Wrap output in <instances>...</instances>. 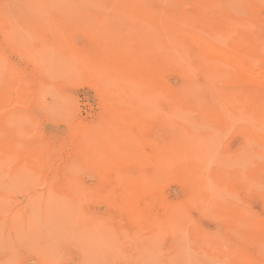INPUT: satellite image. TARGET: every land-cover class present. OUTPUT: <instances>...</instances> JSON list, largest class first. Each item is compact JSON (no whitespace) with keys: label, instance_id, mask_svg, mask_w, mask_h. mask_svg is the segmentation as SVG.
Here are the masks:
<instances>
[{"label":"bare ground","instance_id":"6f19581e","mask_svg":"<svg viewBox=\"0 0 264 264\" xmlns=\"http://www.w3.org/2000/svg\"><path fill=\"white\" fill-rule=\"evenodd\" d=\"M10 1V0H9ZM13 1V0H12ZM22 1V0H21ZM32 0H30L31 2ZM39 1V0H38ZM46 1V0H45ZM55 1V0H54ZM61 1V0H60ZM65 1V0H64ZM72 0L68 1L67 0V3H65L64 5H66V7H70V5L68 6L69 2H71ZM88 1V0H87ZM85 0H83V3L87 2ZM95 1V0H94ZM146 2V0H144ZM149 1V0H148ZM161 1V0H160ZM164 0H162V3H163ZM172 1V0H171ZM170 0H168V7H166L167 9H163V10H159V9H154L150 3H148L149 5H145L143 6V8H138L140 9L139 11L136 10V8H132V10L136 11L137 13L134 15V17L132 16V18H137L139 16H142V15H145L147 14L149 17H148V22L150 23H153L155 24V26H157L158 28H160L159 30H162V29H167V31H170V32H173L174 31H179L178 34L180 33V36H181V40H185L182 44H181V40H180V45L181 47L178 48V49H175V48H171V47H168V45H175V44H178V40H174L172 39V37H166V36H161V37H157L159 38V40L157 41L158 42V47L156 48V44L153 45L154 48H156V51L153 50V48L151 49H147L145 48L146 51L142 52L144 50H141L142 49V46L144 45L145 46V43L148 45L149 42H151L150 40H147L146 39V42H142L141 44V48H140V52H138V47H137V51L135 49L133 50H126V51H120V46L116 47L115 45H119V44H115L113 45L114 43L111 44V41H108V43L110 45H112V48L116 47L117 49H119L120 51V54L118 55H115V56H112L110 57V60H108L107 62L106 61H102L104 59L101 60V62H106V64H102L100 62V60L98 61L96 58L94 59L95 61L97 60L98 62H100L98 64V67H94L95 65L93 64H87L85 66H83V70H90V69H93L94 67V72H92L93 70H90V72L92 73V77L93 78H97L99 79V86H97V90L100 91L101 95H103L104 97H100V98H105V97H108L110 98V103L108 105V109L111 111V116H109L110 118H104L103 121L97 125H86V126H82L81 125V129H83L82 131V135H80V139L78 140V143L80 146L82 147H85L86 149H92L95 147V151H97L96 153H93L94 151H90L89 153H85L83 156H81L80 154H78V156H81L80 160H82L83 163H92V165H87V166H91L92 170H90L91 172L93 173H96L94 171H97L99 168H100V164H104V162H107V167L103 168V169H107L106 171L110 172V171H113L114 172V177H112L111 179H107L106 181H109L112 183V186H113V190H112V195H109L111 196L110 199H109V204L107 205H114V204H119V206H121V212L125 213L123 214L125 217L127 216L128 219L127 221L129 220L130 218V223L132 222H138L137 221V210H136V204L137 202L139 201L138 199L140 198H143L144 195L148 192H146L145 194L142 193V192H145V190L143 189V191L139 190L141 192V194L143 195H139L140 196H137L135 194H137L138 190L135 191V194L131 193V191L129 192V189L128 187L130 186H133L134 184H142L143 183V186H146V187H150L153 183V188H155V185H157L158 181L156 183H154V181H152L151 179V176L154 174L156 175L155 172H160V173H165V171L167 172H170L171 173H166L168 176L170 175H176V174H180L179 175V178L180 181L182 183H185L188 185L190 184H193L192 188H193V193H194V196H190V198L188 199L186 196L185 200L188 199V201L186 200V202L189 204V205H192V203H194L196 200L200 199L201 203V209L202 210H206L208 212V208L210 209L209 211L211 212V214L219 219H225V221H230L232 223V225H234V227L237 228L236 230V234L235 236L232 235L228 238L227 241H225L224 239H220L219 237L217 236H211L209 239H208V236L204 234V232L202 230H193L192 229V225H191V228L188 224V221H190L191 219H187L188 217L186 216L187 212L189 210L185 209V207H188V206H185L186 204H184L183 206V203H178V204H171L172 207L170 209V206L169 209L167 210L169 212L170 210V213L172 215V218L169 217V219H171L170 222H163L164 224H160L162 223L160 220V223L159 224H156L157 226V230L153 233H150V235H148L147 237H145L146 235H144V238L145 240H147V242H150L151 244L153 242H156L155 244L158 245L159 241H160V244L161 242H163V237H162V232L165 230H169L172 232L173 234V239H174V243L172 244V241L170 242L172 244V246H176L178 244V242H182V245L181 246H184L183 242L185 241V235L186 233L189 235V239L190 241L193 243V245H197L198 246V252H201L200 254V259L203 260L202 261V264L204 262V260L206 259V263L204 264H208L209 262H207V258L204 256L205 254L208 255V253L212 252L213 250L215 249H223L225 251V255H223V252L222 251V255L221 256H218V258L220 259H234L236 257V264L239 263V264H256L255 262L260 258L259 255H262L264 254L263 252H260L259 248L261 249V247L263 246H259L261 244L260 242V239L263 241V238L264 237H261L259 234L256 235L255 233L253 234L252 230H254L253 228H255V224L254 222L251 223V220L248 219V216H246V212L244 209H242V207L245 205H243L242 203H245V201H239L240 202L238 204L237 203V196H236V193L234 192L235 189H234V193H229L227 191H225L227 189V187H229L228 185L229 184H234L236 182L240 180H243L241 177H243L242 173L245 171H243V168L246 169L245 167H243V165H240L239 163H237L238 166H235V161H236V156L237 155H227L226 158L224 157V155H222L221 157L218 155L220 154V152L218 153L217 150H219L218 148L215 150L216 146L219 147L220 144L219 143H222L219 141L220 137L219 136H223L221 135L222 134V131H226V134L229 133V132H232L230 130H237L241 135L242 137L244 138V143L248 142V141H251L249 142V144L253 142H255L253 144L254 145H257V146H254L255 149L253 150H250V153L249 151L247 152V149L245 150V148H243L245 151H243L241 149V152L239 155H243V156H246L244 152H246L248 155L246 157H243L244 158V161L248 159V161H250V166H254L255 168H258V170L260 169L259 172H262V168H264V161L263 163H258L260 162L261 160H264V37H261V36H254L252 34H250L249 31L251 30H248L246 27H244L243 25L240 24V22L237 20V19H234V18H229V17H221L220 16V12L223 11L221 10L219 7H215L214 4L210 1V0H195V2H191L193 3V5L195 4V8H196V13H194V15H190L186 9H185V5L186 3L184 4H181V5H176L175 2H171ZM194 1V0H192ZM222 1V0H221ZM239 1V0H238ZM14 2V1H13ZM24 2H27L28 3V0H24ZM24 2H20V3H24ZM37 2V1H36ZM49 2V1H48ZM53 2V1H52ZM59 2V1H58ZM74 2V1H73ZM100 2V1H98ZM136 2V1H135ZM142 2V0L140 1ZM180 2V0H179ZM215 2V1H214ZM8 3V2H7ZM11 3V2H10ZM26 3V4H27ZM39 3V2H37ZM75 3V2H74ZM78 3V2H77ZM83 4V5H86L87 6V3L86 4ZM92 3V1H91ZM91 3H89L88 5L91 6ZM144 2H142L143 4ZM166 3V2H165ZM16 4V2H15ZM49 4H51V2H49ZM48 5L49 9H50V5ZM53 4V3H52ZM102 4V3H101ZM104 4V3H103ZM127 4V3H126ZM160 4V3H159ZM232 4V3H231ZM31 5H32V2H31ZM37 5H40V4H37ZM43 5V4H42ZM46 5V6H47ZM56 5V4H55ZM58 5V4H57ZM75 5V4H72V6ZM95 5H96V1H95ZM125 5V4H124ZM155 5V4H154ZM30 7V4L28 5ZM33 6V5H32ZM54 6V5H53ZM59 6V5H58ZM79 6L80 3H79ZM84 6V7H86ZM104 6V5H103ZM127 6V5H126ZM166 6V5H164ZM10 7V6H9ZM13 7V6H12ZM29 7L27 9H29ZM35 7V6H34ZM45 7V5H44ZM65 7V9H67ZM82 7V10L83 12H88L87 10L84 11V8ZM92 7V6H91ZM117 7V6H116ZM129 7V6H128ZM15 5H14V10H15ZM31 8V7H30ZM47 8V7H46ZM52 8V7H51ZM64 8V7H63ZM78 8V7H77ZM81 8V7H80ZM89 8V7H88ZM130 8V7H129ZM4 9V8H3ZM6 9V7H5ZM37 9V8H36ZM36 9H33L32 8V11L36 10ZM71 9V8H70ZM224 9V8H222ZM9 10V9H8ZM24 10V9H22ZM42 10V9H41ZM39 10V11H41ZM44 10V9H43ZM48 10V9H47ZM69 10V9H68ZM130 10V9H129ZM7 11V10H5ZM46 11V9H45ZM44 11V12H45ZM50 11V10H49ZM61 10H59L58 12H60ZM63 11H65L63 9ZM62 11V12H63ZM111 12V10H109ZM31 12V11H30ZM47 12V11H46ZM127 12V11H126ZM129 12V11H128ZM132 12V11H131ZM36 13V12H35ZM64 13V12H63ZM62 13V14H63ZM69 13H72V12H69ZM121 13V12H120ZM130 13V12H129ZM5 14V13H4ZM3 14V15H4ZM14 14V13H13ZM38 14V12H37ZM44 14V13H43ZM91 14V13H90ZM119 15V13H117ZM116 14V16H118ZM122 14H124L122 12ZM15 15V14H14ZM14 15H11V16H14ZM17 15V14H16ZM35 15V14H34ZM39 15V14H38ZM42 16V14H40ZM46 15V14H45ZM44 15V17H46ZM74 15V12L73 14ZM85 15V14H84ZM83 15V16H84ZM88 15H89V12H88ZM104 15V13H103ZM2 16V15H1ZM9 16V15H8ZM19 16V15H18ZM29 16V15H28ZM36 16V15H35ZM83 16H79L81 18H83ZM92 16V15H91ZM95 16V14H94ZM93 16V18H94ZM98 16V15H97ZM96 16V17H97ZM213 16H215L213 20ZM224 16V14H223ZM4 17V16H2ZM67 17V16H66ZM64 17V18H66ZM90 17V16H89ZM122 17H124L122 15ZM19 18V17H18ZM35 18V17H34ZM40 18V17H39ZM42 18V17H41ZM59 18V17H57ZM62 17V24L65 26L67 25L68 23L64 24V19ZM69 18V17H68ZM87 16L84 19V21L86 20ZM92 18V19H93ZM98 18V17H97ZM121 18V17H119ZM125 18V17H124ZM122 18V19H124ZM127 18V17H126ZM129 18V17H128ZM212 18V19H211ZM15 19V18H13ZM23 19V18H22ZM28 19V18H27ZM36 19V18H35ZM54 19V18H53ZM90 19V18H89ZM88 20V21H93V20ZM101 22V19L102 18H98ZM114 19V18H113ZM122 19L120 20L122 22ZM9 20V19H8ZM37 20V19H36ZM43 20V18H42ZM59 20V19H58ZM95 20V19H94ZM104 20V19H102ZM127 20V19H126ZM125 20V21H126ZM135 20V19H134ZM19 21V20H18ZM51 18H50V22H51ZM55 21H57L55 19ZM76 21V20H75ZM83 21V22H84ZM87 21V20H86ZM85 21V22H86ZM96 21V20H95ZM111 21V20H109ZM114 21V20H113ZM111 21V23H116V22H113ZM119 21V22H120ZM129 21H132V19L130 18V20L128 19V24L127 26L129 25ZM14 22V20H13ZM36 22V21H35ZM78 22V21H77ZM89 22V23H90ZM100 22L97 21L96 22H93L91 23L94 28H96L98 26V28L100 27V29L102 30V32L104 31V33L106 34V40H108L107 38L110 39V37L112 36V38H115V43L118 42V39L123 41L122 39L127 35V31L128 29L125 30V28H130L132 26V24H130L131 26L130 27H125L123 28V25L126 24L123 20L124 23H122V29L121 27H117L120 29V31L122 30L123 33H124V30H125V36L122 35V31L120 32L117 28L114 29L115 27H107V29L109 28L110 30L109 31H112V32H116L115 34H110L109 31L108 32H105L107 31V29H102L101 28V25L102 27H106L104 25L107 24L106 21H102L103 23L101 24ZM106 22V23H104ZM9 23V22H8ZM16 23H18L16 21ZM39 23V21H38ZM82 23V22H81ZM79 23L78 26L81 24ZM88 23V22H87ZM110 23V22H109ZM110 23V24H111ZM131 23V22H130ZM133 23V22H132ZM4 24V23H3ZM10 24V23H9ZM15 24V23H14ZM13 24V25H14ZM52 24V23H51ZM56 24V23H55ZM61 24V25H62ZM70 24V23H69ZM85 24V23H83ZM96 24V25H95ZM100 24V26H99ZM16 25V24H15ZM59 25L58 28H61V30L63 31V28H66L67 26H61ZM73 25V24H71ZM113 25V24H111ZM118 25V23L116 24ZM24 25H22L23 27ZM42 26V23L41 25ZM56 26V25H54ZM69 26V25H68ZM76 26H77V23H76ZM89 26V25H88ZM108 26V25H107ZM115 26V25H113ZM121 26V25H120ZM220 26H225V31H222L221 32H218L216 29ZM25 27V26H24ZM84 27V26H83ZM86 27V26H85ZM10 28V26H9ZM16 28V27H15ZM27 28V27H26ZM54 28V27H53ZM58 28L57 30L54 31L55 34H60V32H58ZM44 29V28H43ZM70 29V28H69ZM114 29V30H113ZM124 29V30H123ZM131 29V30H130ZM129 29V35L126 37L125 41H129L131 40L130 39V32H132L133 35H137L139 33H134L133 30V27H131ZM133 29V30H132ZM150 29V28H149ZM149 29L148 32H149ZM152 29V28H151ZM252 29V28H251ZM31 30V29H30ZM40 29L38 28V31ZM46 30V29H45ZM59 30V31H61ZM116 30V31H115ZM118 30V31H117ZM146 29H144V32H145ZM146 30V31H147ZM157 30V28H156ZM158 30V31H159ZM37 31V30H36ZM37 31V33H38ZM41 31V30H40ZM90 31L93 33V36L95 37L96 34L94 35V31H97V30H91ZM153 31H155L153 29ZM164 31V32H162ZM160 32H162V34L165 33V30H162ZM7 32V31H6ZM23 32V31H22ZM111 32V33H112ZM258 32V30H257ZM256 32V34H257ZM40 33V32H39ZM98 33V31H97ZM103 33V34H104ZM107 33H109L110 36L107 37ZM150 33V32H149ZM157 33V32H155ZM255 33V32H254ZM259 33V32H258ZM11 34V33H10ZM35 34V33H34ZM62 34V33H61ZM86 34V33H85ZM100 34V33H99ZM123 38H121L122 36ZM7 36L8 35V32L6 34ZM66 35V34H65ZM63 35V36H65ZM101 35V34H100ZM116 37H115V36ZM119 37H118V36ZM142 35V34H141ZM258 35V34H257ZM6 36V37H7ZM36 36H38L36 34ZM35 36V37H36ZM57 36L56 38H58L59 35H55ZM86 36V35H85ZM114 36V37H113ZM208 37L210 36L211 39H207L205 41H201V42H197L195 43L194 45V52L192 51L191 53L188 52V44H189V39H192V40H199L203 37ZM12 37V36H11ZM9 36V39L11 38ZM61 37V36H60ZM93 37V38H94ZM99 37L96 36L95 39ZM135 37V36H134ZM141 37L140 35L138 36V38ZM156 37V36H155ZM16 38V37H15ZM20 38V37H19ZM45 38V37H44ZM50 38H52V36H50ZM65 38V37H64ZM70 38V37H69ZM92 38V39H93ZM129 38V39H128ZM143 38V37H142ZM142 38H140L142 40ZM156 38V39H157ZM17 39V38H16ZM30 39V38H29ZM68 39V38H67ZM65 39V40H67ZM76 39V38H75ZM94 39V40H95ZM100 39L101 41L102 40V37L100 36ZM117 39V41H116ZM139 39V40H140ZM151 39V38H150ZM186 39H187V42L186 43ZM13 40V38L11 39ZM15 40V39H14ZM43 40V39H42ZM55 40V39H54ZM58 40H60V44L63 43L62 40L61 41V38H59ZM135 40V39H133ZM36 41V40H35ZM56 41V40H55ZM148 41V43H147ZM15 42V41H14ZM22 42V41H21ZM38 42V41H37ZM107 42V41H106ZM114 42V41H113ZM191 42V41H190ZM18 44L20 42H17ZM46 43V42H45ZM49 43V42H48ZM47 43V45H48ZM57 43V42H56ZM133 43V42H132ZM137 43L134 42L133 44ZM152 43V42H151ZM9 44V42H8ZM11 44V43H10ZM15 44V43H13ZM34 44V43H33ZM55 43H50V45H52V48L55 49H60V50H56L54 52H59L61 51H64L63 48H58L59 45V42H58V46H56V44L54 45ZM68 44V43H66ZM107 44V43H106ZM124 44H128L127 43H124ZM138 44V43H137ZM32 45V44H31ZM35 45V44H34ZM41 45V44H40ZM45 45V46H47ZM63 45V44H62ZM96 45L95 42H93V44L91 45L90 49L92 50V48H97L98 50V45ZM109 45V46H110ZM122 45H123V42H122ZM129 45V44H128ZM7 46V44H6ZM27 45H25L26 47ZM54 46V47H53ZM56 46V48H55ZM139 46V44H138ZM176 46H179V45H176ZM11 47V46H10ZM9 47V48H10ZM18 47V46H17ZM20 47V46H19ZM22 47V46H21ZM33 47V46H32ZM31 47V48H32ZM64 47V49H66L65 47L66 46H62ZM106 47V46H105ZM104 45H103V48L101 51H104V50H107L108 48H105ZM120 47V48H119ZM131 47V46H130ZM149 47V46H148ZM52 48L50 46V48L47 47V49H51V52H52ZM111 48V49H112ZM131 48H135V46L131 47ZM20 49V48H19ZM29 49V48H28ZM68 49L70 52H67L68 53H71L72 51L70 50L69 48V45H68ZM22 51V49H20ZM3 52V50H1ZM48 51V50H47ZM61 51V52H62ZM75 51V50H74ZM94 51V50H93ZM92 51V53H93ZM2 52H0V54H2ZM24 52V51H23ZM35 52V51H33ZM33 52H32V56H33ZM38 52V51H37ZM37 52H36V55H37ZM42 52V51H41ZM40 52V53H41ZM76 52V51H75ZM95 53L94 54H98L99 52L97 51H94ZM106 52V51H104ZM104 52H100V55H102L101 53H103V56H105ZM108 52V50H107ZM112 52V51H111ZM116 52V51H114ZM113 52V53H114ZM118 52V51H117ZM25 53V52H24ZM23 53V55H24ZM31 53V52H30ZM29 53V54H30ZM43 53V52H42ZM82 53V52H81ZM109 53V52H108ZM119 53V52H118ZM55 54V53H54ZM60 54V52L58 53ZM58 54H55V55H58ZM61 57L66 54L65 51L64 53H61ZM76 54V53H75ZM83 54V53H82ZM93 54V55H94ZM19 55V53H18ZM69 55V54H68ZM67 55V56H68ZM73 55V54H72ZM71 54L69 55L68 59H72L70 58L73 57ZM99 55V54H98ZM3 57L5 56L4 54L2 55ZM27 56V55H26ZM29 56V55H28ZM31 56V54H30ZM65 55V57H67ZM78 56L80 57V53L78 54ZM1 57V55H0ZM2 57V58H3ZM52 57V56H51ZM51 57L49 58V60L51 59ZM61 57L59 56V58L57 57V59H60L61 60ZM64 57V56H63ZM87 57H89L87 55ZM99 57V56H98ZM9 58V57H8ZM33 58V57H32ZM47 58V57H46ZM53 60H56V56L54 57L53 55ZM112 58V59H111ZM26 59V58H25ZM29 59V58H28ZM27 59V60H28ZM35 59V58H34ZM39 59V58H38ZM66 61L68 60L67 58H64L61 60V62L63 61ZM91 59V58H90ZM5 60V59H4ZM8 60V59H7ZM22 60V59H21ZM24 60V59H23ZM47 59H43V61ZM49 60L47 62H49ZM75 60H80V59H76V56H75ZM93 60V61H94ZM0 61H1V58H0ZM6 61V60H5ZM33 61V60H32ZM35 61V60H34ZM42 61V59H41ZM58 61V60H57ZM56 64H59L57 63ZM65 61V62H66ZM2 62H4L2 60ZM38 62V61H36ZM60 62V61H59ZM60 62V63H61ZM70 61L68 60V63ZM76 62V61H75ZM80 64H78V66L81 65V62L83 63L84 60H80L78 61ZM40 63V62H39ZM38 63V64H39ZM95 63V62H94ZM0 64L3 65V63L0 62ZM44 64V62H43ZM50 64L51 63V60H50ZM63 64V63H62ZM77 64V62H76ZM74 63L73 66L76 65ZM1 65V66H2ZM34 65V64H33ZM53 65V64H52ZM67 64H65L66 66ZM93 65V66H92ZM101 65V66H100ZM103 65V66H102ZM37 66V65H36ZM40 66L42 67L43 65H41L40 63ZM39 66V67H40ZM58 66V65H57ZM56 66V67H57ZM63 66V65H62ZM47 67V65H46ZM50 67V66H49ZM60 67V66H59ZM77 67V65H76ZM82 67V66H81ZM8 68V67H7ZM6 68V69H7ZM43 68V67H42ZM41 68V69H42ZM64 68V66H63ZM3 69V70H2ZM5 68H0V75H4L5 71H7V74H8V69L4 71ZM54 69V68H53ZM10 70V68H9ZM170 70H175L177 71L179 74L181 75H184L186 77V82L184 84H182V86L180 87H171L168 85V83L166 82L165 80V73L170 71ZM4 72V73H3ZM53 72V71H52ZM55 72V71H54ZM73 72V71H72ZM70 73V72H69ZM76 73V72H75ZM79 73V72H78ZM6 74V73H5ZM6 74V75H7ZM32 74V73H31ZM37 74V73H36ZM51 74V73H50ZM49 74V75H50ZM67 74V73H66ZM167 74V73H166ZM174 74V73H173ZM69 75V74H68ZM90 75V74H88ZM180 75V76H181ZM5 76V75H4ZM4 76H0V78L4 77ZM46 76V75H45ZM55 76V74H54ZM58 76V75H57ZM74 76V75H73ZM84 76V75H83ZM70 77V75H69ZM87 77V76H86ZM184 77V78H185ZM6 78V77H5ZM61 78V76H60ZM68 78V77H67ZM73 78V77H72ZM181 78V77H180ZM183 78V76H182ZM62 79V78H61ZM2 80V79H1ZM1 80H0V94L2 93H8L9 91H15L17 89L16 86H11L10 83L6 82V84H1ZM7 80V78H6ZM69 79H67L68 81ZM82 80V79H81ZM4 81V79H3ZM10 81V80H9ZM64 81V79H63ZM62 81V82H63ZM65 81H66V78H65ZM86 81V80H85ZM19 83V80L17 81ZM97 82H95L97 84ZM83 83V82H82ZM171 83V82H170ZM34 84V82H33ZM32 84V85H33ZM64 84V83H63ZM75 83H73L74 85ZM94 84V85H96ZM114 84H117L118 88L116 87V85ZM35 85L37 86V84L35 83ZM67 85V84H66ZM72 85V84H71ZM98 85V84H97ZM113 85L114 87L116 88H113ZM224 85V89L223 87L221 88V86ZM225 85H230V87H233L231 88H228V87H225ZM35 86V87H36ZM248 86H251V87H248ZM47 87H45V92H44V89L42 91V93H47L50 89H46ZM50 88V87H49ZM92 88V87H91ZM226 88V89H225ZM228 88V89H227ZM22 89V88H21ZM53 89V88H52ZM122 90V92L124 90H127L126 92L129 91H133V95L127 99V94H123V93H126V92H121L120 94L125 96V97H122L119 95V90ZM223 89V90H222ZM28 90V89H27ZM51 91V90H50ZM96 91V90H95ZM119 91V92H118ZM33 93V92H32ZM43 93V94H44ZM50 93V92H49ZM66 93V92H65ZM15 94V93H14ZM52 94V93H50ZM39 95V94H38ZM46 95V94H45ZM59 95V94H58ZM64 95V94H63ZM42 96V95H41ZM130 96V95H128ZM23 97V96H22ZM70 97V96H69ZM68 97V99H69ZM97 97V96H96ZM52 98V97H51ZM64 99V98H63ZM67 99V98H66ZM166 99V103L165 101L163 102L162 101ZM15 100V99H14ZM66 101V100H65ZM75 101V100H74ZM72 100V103H76V101L74 102ZM99 101V100H98ZM13 102V101H12ZM40 102V100H39ZM103 102V100H102ZM108 102V101H107ZM42 103V102H41ZM40 103V104H41ZM44 103V102H43ZM67 103V102H66ZM71 103V104H72ZM106 103V102H105ZM104 103V104H105ZM158 103V104H156ZM165 103V104H164ZM13 104V103H12ZM52 104V103H51ZM68 106L70 104H67ZM66 105V106H67ZM99 105V104H98ZM10 106V105H9ZM65 106V107H66ZM71 106V105H70ZM76 106V105H75ZM105 106V105H104ZM7 107V106H6ZM4 107V108H6ZM72 107V106H71ZM106 107V106H105ZM134 108V111L132 110ZM160 108L161 111H157L158 109L156 108ZM27 108V107H26ZM51 108V107H50ZM72 108H75V107H72ZM39 109V107H38ZM67 109V108H65ZM155 109V110H154ZM159 109V110H160ZM3 110V109H0V111ZM7 110V109H6ZM5 110V111H6ZM26 110V109H25ZM72 110V109H71ZM74 110V109H73ZM76 110V109H75ZM8 111V110H7ZM4 112L0 114V120H3L4 123L9 124V125H12V126H16L18 125L17 123L24 120L25 122V118L27 117L28 119V115H23L22 113L24 112H13L10 111L11 113L9 112ZM53 111V110H52ZM154 111L156 112V116L159 117V120L161 119L164 123V129H166L165 133L163 134V128L161 129V133H159V131L153 129V128H150L148 126V124L150 122H148V120H150V115L154 114ZM43 112V111H42ZM59 112V111H58ZM63 114H64V111H62ZM112 112H113V115H112ZM159 112V113H158ZM44 113V112H43ZM60 113V112H59ZM103 113V112H102ZM45 114V113H44ZM67 114V113H66ZM64 114V117L65 115ZM58 115V114H57ZM56 115V116H57ZM60 116V115H59ZM63 117V115H61ZM90 116V115H89ZM63 117V119H64ZM60 118V117H58ZM57 118V119H58ZM71 118V117H70ZM69 118V119H70ZM153 118V117H151ZM191 119H194V121L196 122H193L195 124H197L198 127L195 126V128H191L189 127L190 125V122L189 120ZM26 119V121H27ZM100 120V119H99ZM151 120H154V119H151ZM150 120V121H151ZM157 120V119H155ZM19 121V122H18ZM31 121V120H30ZM35 121V120H34ZM158 121V120H157ZM23 122V124H24ZM68 122V121H67ZM161 123V121H159ZM189 122V124L187 123ZM211 123L213 125V127H211L212 125L210 124L209 126L212 128V131H208V124ZM37 123V122H36ZM40 123V122H39ZM52 123V122H51ZM50 123V124H51ZM57 123V122H56ZM158 123V122H157ZM192 123V124H193ZM2 124V123H1ZM26 124V123H25ZM22 125L23 126H25ZM79 124V123H78ZM151 125V123H150ZM189 125V126H188ZM38 126V125H37ZM69 126V125H68ZM215 126V127H214ZM29 127L31 126H27L28 130H29ZM154 127V126H153ZM19 128V127H18ZM26 128V129H27ZM33 128V127H32ZM31 128V129H32ZM40 128V126H39ZM80 128V127H79ZM155 128V127H154ZM175 129V128H179L180 131L179 132H176V130L178 129H175V132H171L172 129ZM215 128L217 130H215ZM233 128V129H232ZM17 129V128H16ZM23 129V128H22ZM160 129V128H159ZM171 129V130H170ZM230 129V130H229ZM39 130V129H38ZM134 130H137L136 132ZM170 130V132H169ZM215 130V131H214ZM221 130V134L219 133V131ZM229 130V131H228ZM6 128H5V124L2 126H0V169L3 171L2 174L4 173V176L9 173V170H11V166H19V167H23L24 170H26L27 168L30 170H28V172H33L34 176H37V178L35 177L34 179L35 180H38L40 181V184H45L47 185V195H49L50 193H54V188H56V175L54 174L53 176L51 177H47L46 175H42V171L44 170H48L50 168V163H47V161H43L41 159V156H42V153L44 152V149L46 150L47 148L45 147L44 149H40L38 146L34 145L33 143H24V141L21 143V140L19 138H10L9 135L6 136V133H9V132H6ZM17 131V130H16ZM14 129H12V132L18 134V132H16ZM81 131V130H80ZM78 131V132H80ZM228 131V132H227ZM27 132V131H25ZM33 132L34 131H30ZM28 132V133H30ZM210 132V133H208ZM215 134L216 136L213 134ZM159 133V134H158ZM167 133V134H166ZM212 133V134H211ZM234 133V132H233ZM11 135V133H9ZM16 134H14L16 137ZM81 134V133H80ZM36 135V133L34 134ZM33 135V137H34ZM79 135V134H78ZM29 136V135H28ZM26 135V137H28ZM214 136V137H213ZM20 137V136H19ZM25 137V136H24ZM23 137V138H24ZM36 137V136H35ZM211 137V138H210ZM226 137V135H225ZM37 138V137H36ZM35 138V139H36ZM212 138H215L214 140ZM34 139V140H35ZM42 139V138H41ZM77 139V138H76ZM209 139H211L212 141H210ZM25 140V139H24ZM233 140V139H231ZM58 141V140H57ZM59 142V141H58ZM77 142V141H76ZM218 142V143H217ZM213 143V144H212ZM214 143H216L215 145L216 146H212L214 145ZM219 144V146L217 145ZM224 144V143H223ZM248 144V145H249ZM75 145V147H76ZM151 148V155L154 157H152V159H154V164H151L149 165L150 166V169L151 167L154 169H156L157 171H154L153 169V174L151 172V176L149 175H146V174H139L142 173L140 170L142 169H145V168H142L144 165L148 164V159L146 158L144 152H145V148ZM210 145L213 147V150L212 152L210 151L211 148H210ZM252 145V144H251ZM40 146V145H39ZM58 146V145H57ZM227 147V146H226ZM248 147V146H247ZM57 148V147H56ZM97 148V150H96ZM210 148V149H209ZM220 148V147H219ZM76 149V148H75ZM251 149V148H250ZM230 150V149H229ZM77 151V150H76ZM214 151V152H213ZM217 151V152H216ZM147 153H150V151H146ZM216 153L217 156L219 157H213V162H211L210 157L208 155H212L211 153ZM70 153V152H69ZM76 154V153H75ZM83 154V153H81ZM65 155V154H64ZM150 157L151 155L148 154ZM28 157V162L26 160H24L25 162L21 161L22 157ZM60 156V155H59ZM214 156V155H213ZM51 157V156H50ZM57 158V157H56ZM225 158V159H223ZM251 158V159H250ZM260 158H262L260 160ZM208 159L209 161L211 162L210 165H212V163H214L215 160H217L215 162L218 163L219 159L221 160L220 163L218 164H214L212 165L211 167L208 165ZM260 161H259V160ZM20 160V161H19ZM75 160V159H74ZM73 160V161H74ZM243 160V159H242ZM241 160V161H242ZM58 161V160H57ZM223 161V162H222ZM50 162V161H49ZM53 162V161H52ZM81 162V161H80ZM243 162V161H242ZM26 163V164H24ZM54 163V162H53ZM61 163V162H60ZM116 163H119L121 165V167H116ZM130 163H134L135 166L137 167H140L142 169L139 170V172L137 174V176L133 177V176H130L127 172V165L130 164ZM227 163V166L229 165L228 167V171H223L222 169H225V168H222L221 166H225ZM229 163V164H228ZM15 164V165H14ZM70 164V163H68ZM242 164H245V163H242ZM84 165V164H83ZM86 165V164H85ZM221 165V166H220ZM56 166V165H55ZM54 166V167H55ZM67 166V165H66ZM71 166V165H70ZM78 166V165H77ZM148 166V165H147ZM240 166V167H239ZM246 166V164H245ZM68 167V166H67ZM88 167V168H89ZM249 167V166H248ZM60 168V167H59ZM135 168V167H134ZM147 168V167H146ZM222 168V169H220ZM252 168V167H251ZM56 169V168H55ZM102 169V170H103ZM149 169V170H150ZM168 169H171L170 171H168ZM12 170H15V176H18L20 178V176L17 174V171L18 173L21 174L20 172V169H12ZM17 170V171H16ZM52 170V169H51ZM58 169H56L57 171ZM134 170V169H133ZM258 170H256L255 173H253V170L250 171V174H248V178L250 181L254 182L257 181L253 176L252 174H255L256 173L258 174ZM104 171V172H106ZM248 171V169H247ZM0 172V174H1ZM14 172L10 173L11 175L8 176L9 174L6 175L7 179H11L9 182L12 181L13 179V176H14ZM49 172V171H48ZM55 172V171H54ZM61 172V171H60ZM45 173V172H44ZM64 174L63 176H66L65 178V181L63 180L62 183L57 187L58 189V194H57V191H56V195L58 196H61V197H65L68 203V201H73L71 202L70 204L73 206L72 209L70 210L69 208L67 207H63V208H67L66 210L61 207V210H65L66 214L64 213V216L66 217V219L69 217L72 218V222H71V219L69 220L68 223H74V224H70L71 226H75V219L73 220V217L75 216V218L77 217V213L80 214L81 216V212L84 210V206H87V203L90 201H92L94 198H98L99 197V192L98 191H89L88 188H85V186L81 185L80 183H78L77 179V175H76V172L75 170L71 167L69 168V170L67 169H63L61 174ZM146 173H148L146 171ZM157 173V175H158ZM1 174V175H2ZM26 174V173H25ZM25 174L22 173L21 177L23 178L24 181H20L19 180H15L13 179L14 182L16 183H20L19 185H22L24 184L28 179H25ZM46 174V173H45ZM113 174V173H112ZM181 174L183 175V179L180 178ZM245 174V173H244ZM0 175V176H1ZM29 174H26V176H28ZM32 175V174H30ZM60 175V173H59ZM153 175V176H154ZM167 175H159L160 178H162L163 180V177L164 179L168 176ZM242 175V176H241ZM3 176V175H2ZM14 176V177H15ZM62 176V178H63ZM82 176V175H81ZM91 176V175H90ZM152 176V177H153ZM159 176L157 177H153V178H158ZM162 176V177H161ZM178 176V175H177ZM245 176V175H244ZM9 177V178H8ZM58 177V176H57ZM89 177V176H88ZM29 178V177H28ZM77 178V179H76ZM21 179V178H20ZM64 179V178H63ZM22 180V179H21ZM80 181V179H79ZM262 181V180H261ZM36 182V181H34ZM179 182V181H178ZM249 182V181H248ZM264 182V180L262 181V183ZM162 183V182H161ZM261 183V182H260ZM261 183V185H262ZM155 184V185H154ZM258 184V183H257ZM250 185V184H249ZM248 185V186H249ZM151 186V188H152ZM247 186V187H248ZM256 187H254L253 185L251 186L250 185V188H253L256 192V194L253 195V197H255L256 195L259 197V195L257 193L258 192V188H257V185L255 184ZM264 186V184H263ZM0 200L1 201H9L10 198H14L9 192L8 190V187L7 186H2L0 185ZM5 187L7 188V191L5 189ZM28 187V188H27ZM26 188L24 187L22 190L25 191L27 190L26 192H28V189L31 190L33 189V187L31 186H27ZM30 187V188H29ZM191 187V185L189 186ZM39 188V187H38ZM126 188L128 189L127 191ZM133 188V187H131ZM150 188V189H151ZM152 188V189H153ZM191 188V189H192ZM231 188V187H230ZM230 188H228L229 190H231ZM250 188L248 193L249 192H252L250 191ZM263 189L262 192L264 191V187H262ZM5 189V190H4ZM142 189V188H141ZM156 189V188H155ZM189 189V191L191 190ZM218 189V190H217ZM223 190L225 192L224 195H220L219 190ZM227 189V190H228ZM245 190L244 191H247L246 188H244ZM21 189H19L20 191ZM22 190L20 192H22ZM132 190V189H131ZM133 190H136L135 188H133ZM149 190V189H148ZM159 190V189H157ZM156 190V191H157ZM238 190V189H237ZM257 190V191H256ZM38 191V190H36ZM154 191V190H153ZM192 191V190H191ZM190 191V192H191ZM239 191V190H238ZM237 191V192H238ZM243 191V190H241ZM239 191V192H241ZM33 192V191H32ZM41 192V191H40ZM39 192V196H37V198L41 196V193ZM222 192V191H220ZM252 192V194L254 193ZM31 193V192H30ZM107 193V194H108ZM216 193V194H215ZM229 193V194H228ZM243 193V192H242ZM201 194H205V197H203ZM231 194V196H230ZM233 194V195H232ZM251 194V193H250ZM33 195V194H32ZM31 195V196H32ZM46 195V196H47ZM150 195V194H149ZM148 195V196H149ZM158 195V194H157ZM217 195V196H216ZM219 195V196H218ZM225 195L227 197H225ZM229 195V196H228ZM249 194H246V198ZM35 196V195H33ZM33 196H32V199H33ZM102 195H100L101 197ZM202 196V197H201ZM223 196V197H222ZM235 197V202L231 201V200H234L232 198ZM250 196V195H249ZM263 196V195H262ZM220 197V198H219ZM230 197V198H229ZM64 198V199H65ZM154 199L157 198V197H153ZM151 199L149 198L150 200H154V199ZM227 199V202L229 201L230 202V205L228 206H223L222 205V202L223 203H226L224 200ZM245 198V199H246ZM41 199L44 200L43 197H41ZM41 199H35L34 197V200L35 202L37 201H41ZM71 199V200H70ZM42 200V201H43ZM52 200H54V197H52ZM64 201V200H63ZM142 201V200H141ZM148 200H145L143 201L142 203H147ZM167 201V200H166ZM190 201V202H189ZM252 201V199H251ZM250 201V202H251ZM31 201H29V205H31L30 203ZM47 199H46V202H44L45 204H49ZM95 202V201H94ZM98 202V201H97ZM102 202V201H101ZM152 202V201H151ZM155 201H153L154 203ZM170 202V201H169ZM88 203V204H89ZM150 203V202H149ZM152 203V204H153ZM62 204V203H61ZM65 204V202H64ZM151 204V203H150ZM158 204V202H157ZM249 204V203H248ZM34 204H32L33 206ZM67 205V204H66ZM92 205V204H91ZM138 205V204H137ZM145 205V204H144ZM148 205V204H147ZM145 205V208H147ZM225 205V204H224ZM247 205V204H246ZM31 206V207H32ZM55 206H57L55 204ZM153 206V205H152ZM264 206V205H263ZM30 207V208H31ZM35 207V206H33ZM59 207V205H58ZM155 207V206H154ZM40 208V207H38ZM88 208V207H87ZM138 208H140L138 206ZM241 208V209H239ZM33 210V208H31ZM41 209V208H40ZM148 209V208H147ZM146 209V210H147ZM151 209V208H150ZM165 209V208H164ZM22 210L23 208L21 209H16L14 208L12 210V212L10 213L13 214V212L17 213V217L19 216V214L22 213ZM46 210V209H45ZM62 210V212H63ZM73 211L72 215L70 214L69 211ZM87 210V209H86ZM116 210V209H115ZM153 210V209H152ZM240 210H244V211H240ZM25 211V209L23 210ZM34 211H36V208H34ZM38 211V210H37ZM44 211V209H43ZM75 211L77 213H75ZM85 211V210H84ZM143 211V209H142ZM247 211V210H246ZM42 212V211H41ZM61 212V211H60ZM61 212V213H62ZM69 215H68V213ZM89 212V210L87 211ZM86 212V213H87ZM150 212V211H149ZM148 212V213H149ZM243 212V213H242ZM264 212V211H263ZM26 213V212H25ZM31 213V212H29ZM117 213V212H116ZM169 213V214H170ZM209 213V212H208ZM24 214V213H23ZM22 214V216H23ZM39 214V213H38ZM119 215L117 216H121L120 215V212L118 213ZM201 214H202V211H201ZM253 214V212H252ZM251 213L249 215H251V218L254 217V215H252ZM9 215V216H10ZM26 215V214H25ZM33 215V214H32ZM41 215V214H40ZM44 213H43V217H44ZM63 215V214H61ZM83 216L79 217L76 222V229H81L80 227V224H82V219L84 221L85 219V216L84 214H82ZM89 215V213L87 214ZM148 215V214H147ZM79 216V215H78ZM98 216V215H97ZM162 216V215H161ZM168 216V214H167ZM211 216V215H209ZM257 215H255L256 217ZM1 217H4V216H1ZM6 217V216H5ZM25 217V216H24ZM27 217L31 218V214L30 216L27 215ZM46 217V215H45ZM44 217V218H45ZM63 217V216H62ZM83 217V218H82ZM90 218V215L88 216ZM91 217H94V220L97 218L94 216H91ZM100 217V216H99ZM150 217V216H149ZM198 217V216H197ZM254 217V218H255ZM28 218L26 219L27 221H31L30 219L28 220ZM68 218V219H69ZM105 218V217H104ZM7 218V222L10 223L9 225L13 227L12 225V220ZM34 219V218H32ZM80 219V221H79ZM92 219V220H90ZM89 220H87L88 222L84 221L85 223H89V222H93V224L95 223V221L93 220V218H90ZM98 219V218H97ZM96 219V221H97ZM102 219V218H101ZM99 219V220H101ZM106 219H109L108 217H106ZM168 219V218H167ZM212 219V218H211ZM2 220H5V219H2ZM25 221L24 224H25ZM103 220L102 221H98L100 222L99 226L100 228L102 227L101 225H103ZM158 219H156L157 221ZM210 220V218H209ZM33 221V220H32ZM110 222H112L111 220H109ZM142 221V220H141ZM145 221V220H144ZM166 221V220H165ZM168 221V220H167ZM212 221V220H211ZM79 222V223H78ZM116 223V221H114ZM151 222V221H150ZM154 222V221H153ZM261 222V221H260ZM259 222V224H260ZM7 223V225H8ZM78 223V224H77ZM140 223V221H139ZM144 223V222H143ZM143 223L139 224V226H142ZM256 223V222H255ZM258 223V222H257ZM6 224V223H5ZM28 224V223H27ZM51 224V223H50ZM119 224V223H118ZM117 224V225H118ZM121 224V223H120ZM129 224V223H128ZM145 224V223H144ZM148 224V223H147ZM153 224V223H152ZM22 225V223H21ZM26 225V224H25ZM45 225V224H44ZM95 225H97V222L95 223ZM112 225V223H111ZM155 225V224H154ZM248 227H246V226ZM91 226L92 223H91ZM97 225V228L99 227ZM104 226V225H103ZM134 226V225H133ZM136 226V225H135ZM144 226V225H143ZM142 226V227H143ZM155 226V227H156ZM243 226H245L247 229H245V227L243 228ZM9 227V226H8ZM48 227V226H47ZM46 227V228H47ZM83 227V226H82ZM132 227V226H131ZM137 227V226H136ZM141 227V228H142ZM264 227V226H263ZM10 228V227H9ZM65 228V227H64ZM63 228V230H64ZM125 228V227H124ZM145 228V227H144ZM143 228V229H144ZM234 228V229H236ZM88 229V228H87ZM102 229V228H101ZM134 229H136L134 227ZM252 229V230H250ZM256 229V228H255ZM24 230V229H23ZM66 230V229H65ZM86 230V229H85ZM98 229V233H96V230H95V237L98 238V240H101V241H98L100 243H102V245L100 243L99 246H103V241L105 240V242H109V241H112L111 244L110 242L107 243L106 242V245H108V247L110 246H116L117 245V239L115 238H118L116 237L114 234H111L109 232L110 235H113V237L111 236L110 240H107L105 239L106 237H104L105 235L104 234H100V232L102 231ZM121 230V229H120ZM142 230V229H141ZM140 230V231H141ZM152 230V229H151ZM259 230V228H258ZM263 232H264V229L262 228ZM49 231V230H48ZM68 231H69V228H68ZM87 231V230H86ZM106 232L108 230H105ZM122 231V230H121ZM144 231V230H142ZM146 231V230H145ZM164 231V232H165ZM166 231V233H168ZM252 231V232H251ZM51 232V231H50ZM62 232V231H61ZM104 232V231H103ZM113 232V231H112ZM120 231H118L117 233L119 234L118 236H122V233L120 234L119 233ZM235 232V231H234ZM56 233V232H54ZM53 233V234H54ZM60 233V232H59ZM85 233V232H84ZM93 233V232H92ZM115 233V234H117ZM126 233V232H125ZM132 233V232H131ZM133 233H135L133 231ZM165 233V234H166ZM259 233V232H258ZM50 234V233H49ZM52 234V233H51ZM58 234V233H57ZM124 234V233H123ZM171 234V235H172ZM263 234V233H262ZM47 234H45V238H46V241L48 242L49 245H47V242H46V245L47 246H50V245H54V242H51V240L53 238H55L54 240L56 241V243H58V241L60 242H63L64 244V237H62L60 239V236L58 234L57 236V239L55 236V234L53 236H51L52 239L46 237ZM125 235V234H124ZM140 235V234H139ZM142 235V234H141ZM237 235L239 236L238 238ZM21 237V238H18V239H22L23 237V234L22 235H18V237ZM49 236V235H48ZM94 236V235H93ZM99 236L101 239H99ZM104 238V240L102 241V237ZM132 236V235H130ZM138 236V235H137ZM137 236H135L136 240H134V242H136V245L137 247L139 246H143V248H147L146 246L147 245V242L144 244H142V242L140 241L142 239V237H139L141 239H138L137 240ZM254 236H258L261 237L259 239V242L257 240V242L259 243V248L258 249H255L256 251L255 252H251L250 246H254L256 244V237ZM264 236V234L262 235ZM70 237V236H69ZM73 237V236H72ZM126 237V235L124 236ZM127 237H129L127 235ZM25 239V237H23ZM45 238L43 240H45ZM48 238V239H47ZM150 238V240H149ZM235 238V239H234ZM50 239V240H49ZM91 239V240H90ZM121 239V238H120ZM130 239V238H129ZM128 239V240H129ZM134 239V237H133ZM142 239V240H143ZM184 239V240H183ZM63 240V241H62ZM72 240V239H71ZM70 240V241H71ZM89 242L92 241V238H88ZM88 240L86 239V242H88ZM117 240V241H116ZM123 240V237L122 239ZM127 240V241H128ZM149 240V241H148ZM154 240V241H152ZM23 241L22 243L24 244V240H21ZM77 241V240H76ZM85 241V240H84ZM83 241V242H84ZM115 241V242H114ZM126 241V242H127ZM129 241H132V239H130ZM50 242V243H49ZM60 242V244H62ZM88 242V243H89ZM120 242V241H119ZM177 242V243H176ZM188 242V241H187ZM186 242V244H188ZM53 243V244H51ZM55 243V245H56ZM79 243V242H78ZM116 243V244H115ZM124 243V242H123ZM127 243H131V242H127ZM127 243H125V245L123 244V246L126 247V245H128ZM158 243V244H157ZM22 244V245H23ZM70 244V243H69ZM76 244V243H75ZM113 244V245H112ZM122 244V243H121ZM141 244V245H139ZM149 244V245H151ZM25 245V244H24ZM88 245V244H87ZM85 245V242H84V247H82V252L81 250L79 249V244H78V247L76 249H79V252L82 254H85V250H87L86 246ZM40 246V244H39ZM70 246V245H69ZM83 246V245H82ZM96 247L98 245H95ZM95 246H94V249H95ZM134 246H135V243H134ZM141 246V248H142ZM145 246V247H144ZM159 246V245H158ZM157 246V247H158ZM167 246V245H166ZM170 245H168L169 247ZM180 246V245H179ZM180 246V247H181ZM51 247L53 246H50L48 249H52ZM57 247V246H56ZM59 247V246H58ZM88 247V246H87ZM107 247V246H105ZM107 247V249H108ZM109 249L111 250L112 248ZM153 248V246H150V248ZM157 247H155V249L153 248L150 249V257L152 258V260L154 259L152 256L153 253L155 254V257L156 256H160L161 259H163V262H165V264L168 262L169 263V260L168 259H172V257H174L172 259V261H175V260H181L182 259V256H181V251L179 250V256L178 255H175L174 256V253L176 254L177 252H174V253H171L172 257L169 258L171 255L168 254L169 256L167 257V255L164 254L165 250L163 251L162 249H160V247L157 249ZM248 247L250 251H248ZM255 247V246H254ZM43 248V246H42ZM85 250H84V249ZM121 247H119L120 249ZM129 248V247H127ZM141 248H139L141 250ZM145 253L148 255L149 253H147L148 251H145V249H143ZM34 249V248H33ZM32 249V250H33ZM60 249V247H59ZM58 249V250H59ZM98 249V248H96ZM106 249V248H105ZM136 249V253H134V256L137 254V250L138 248H135ZM162 250V253H159L160 250ZM166 249V248H165ZM180 249V248H179ZM184 249V247H183ZM262 249H264V246L262 247ZM36 250V249H35ZM41 250V248H40ZM39 250V251H40ZM134 250V249H133ZM132 250V251H133ZM190 250V249H189ZM227 250L228 251H232L233 253L234 252H242L240 253L239 252V256H236V254H238V252L234 255L235 256H227ZM242 250V251H241ZM260 253H258V251ZM34 251V250H33ZM47 251V250H46ZM48 251H51V250H48ZM52 251H54L52 249ZM85 251V252H84ZM94 251V250H93ZM97 251V250H95ZM100 251V250H99ZM103 252H105L104 250H101ZM109 251V250H108ZM158 251V252H157ZM192 251V250H191ZM264 251V250H263ZM153 252V253H151ZM156 252H157V255H156ZM171 252V251H169ZM168 252V253H169ZM193 252V251H192ZM216 252V251H215ZM50 253V252H48ZM79 253V254H80ZM94 253V252H93ZM109 253V252H108ZM131 253V252H130ZM129 253V255H130ZM141 253V252H140ZM166 253V252H165ZM191 253V252H190ZM196 253V252H195ZM204 255H203V254ZM218 253V252H217ZM232 253V254H233ZM262 253V254H261ZM51 254V253H50ZM50 254H47L48 257H45L47 259H45L46 261L50 260H53V258H51V256H49ZM95 254V253H94ZM116 254V253H114ZM113 254V256H114ZM199 254V253H198ZM259 254V255H258ZM93 254L91 253V256ZM106 255V254H105ZM109 255V254H107ZM106 255V256H107ZM117 255V254H116ZM132 257H133V254H131ZM141 256H146V258L148 257L147 255H142V253L140 254ZM191 255V254H190ZM231 255V254H230ZM62 255H60L61 257ZM80 256V255H79ZM84 256V255H83ZM82 256V257H83ZM86 256V255H85ZM94 256H98V255H94ZM93 256V258H95ZM101 256V255H99ZM112 254L110 257H112ZM128 256V255H127ZM158 256V257H159ZM167 258H166V257ZM181 256V258H180ZM259 256V258H258ZM264 256V255H263ZM54 257V255L52 256ZM56 257V256H55ZM81 257V258H82ZM118 256H116L117 258ZM122 257V256H121ZM120 256H119V260L122 259ZM132 257L128 256V259L130 260V258L132 259ZM158 257H156L157 261L154 260V263L157 262V263H161V261L158 259ZM189 257V256H187ZM204 257V258H203ZM63 258V257H62ZM91 257L88 256V259L86 258H82L80 259V261H82V263L86 264L87 262L89 263V261H91L90 259ZM100 258V257H98ZM101 258L104 260H106L107 258H103L101 256ZM100 258V259H101ZM114 257V259H116ZM135 258L137 259V256H135ZM139 258V257H138ZM145 258V259H146ZM164 258H166V260H164ZM179 258V259H178ZM216 257L214 256L213 259H215ZM65 260V258H63ZM90 259V260H89ZM99 259V260H100ZM110 258H108L109 260ZM127 259V258H125ZM124 259V262H126ZM136 259H133L136 260ZM142 260V261H145ZM148 260H151L149 258H147ZM195 259H196V256H195ZM88 260V261H86ZM111 260V259H110ZM108 261V262H112V261ZM151 260V261H152ZM168 260V261H167ZM185 260V258L183 259ZM198 260V259H197ZM200 260V261H201ZM212 260V259H211ZM210 260V261H211ZM48 261V262H49ZM86 261V263H85ZM107 261V260H106ZM115 261V260H114ZM138 261H141V260H138ZM167 261V262H166ZM171 261V260H170ZM186 261V260H185ZM215 261H218V259H216ZM225 261V260H224ZM44 262V261H43ZM53 262V261H51ZM99 262V261H97ZM96 262V263H97ZM102 262V260H101ZM119 262V261H118ZM121 262V260H120ZM123 262V263H124ZM221 262V261H220ZM262 262V261H261ZM54 263H58V262H55V259H54ZM102 263H105L106 262H102ZM143 263V262H142ZM153 263V264H154ZM178 263V262H177ZM216 263V262H215ZM219 263V262H217ZM230 263V261H229ZM228 262H225L224 264H229ZM47 264V263H46ZM81 264V263H80ZM115 264V263H113ZM175 264V263H174ZM184 264V263H183ZM187 264V263H186ZM201 264V263H200ZM230 264H233L232 262ZM264 264V263H263Z\"/></svg>","mask_w":264,"mask_h":264},{"label":"rangeland","instance_id":"374dc122","mask_svg":"<svg viewBox=\"0 0 264 264\" xmlns=\"http://www.w3.org/2000/svg\"><path fill=\"white\" fill-rule=\"evenodd\" d=\"M13 1L12 0H10V1L9 0H0V52H2L1 50H3L2 54H0L1 55V57H0L1 58V61L0 62L3 63V65L0 64V68H5L4 71L8 69V74H7V71H5V73L7 75L3 72L5 76L1 74L0 76H4V77L0 78V80L2 79L1 80V84H4V83L6 84V82H8V83L11 84L12 87L13 86H16L17 89L15 91H9L8 93H2V94H0V109H3V110H1L2 112L1 111L0 112L3 113V111L6 112L8 110L7 112H9V113H11L10 111H12V113L13 112H15V113L19 112L20 113V111L21 112L24 111L22 114L23 115H26V116L28 115V119L26 117L25 118V122H24V120L23 121L20 120V122L18 121L19 123H17L18 125H16V126H12V125H9V124L6 125V123H4L3 120H0V126L3 127V125L5 124V128L7 130L6 132L11 133V135L9 133H6V136L9 135L10 138H19L21 140V143L23 141H24V143L25 142L26 143H29V142L30 143H33L34 145L38 146L40 149H44L45 147L47 148L46 150L44 149V152L42 153L41 159L43 161H45V162L47 161V163H50V168L48 170L42 171L41 173H42V175L44 174L47 177H51V176H53L55 174L56 175V181H55L56 188H54V193H50L49 195H47V193H46L47 192V190H46L47 189V185L40 184V181L34 179L35 177L37 178V176H34L33 172H28V170H29L28 168H27L28 170L27 169L24 170L23 167H19L20 165L19 166H11V170H9V173H7V174H9L8 176H10L11 175L10 173H12V172L15 171V170H12V169H20V172L22 171L21 174L18 173L17 170L16 171H17V174L20 176V178L22 180L18 176H15L16 175L15 172H14V176L15 177L13 176V179L19 180V182L20 181H24L23 178L21 177L22 173L29 174L28 176H26V174H25V177L24 178L25 179H28V180L24 184H22V185H19L20 183H16V182L12 183L14 181L13 179H12L11 182H9L11 179H7V177H6L7 174L4 176V173L5 172L2 174L3 171L0 169V172L2 171L1 174L3 175L2 176L0 174L1 175L0 176V185H2L3 187L4 186H7L8 187V190L10 192L7 190L6 187H5V189L14 197V198L11 197L9 201H1L0 200V264H46V263L47 264H55L54 263V259H55V262H58L56 264H80V263L81 264H84V263H82L83 260L80 261V259H82V258L88 259V256L91 257L90 258L91 261H89V263L88 262L86 263V261H88V260H86L85 261L86 264H105V263H102V262H106V264H113V263H115V264H153L154 263V260H156L157 259L156 257H158L159 255L155 257V254L153 252H151V253H153L152 256H154L153 257L154 259L152 260V258L150 257V253L149 252H150V249L153 250V248L155 249V247H157L158 245L159 246L157 247V249L160 247V249H162L163 251L165 250L166 253L164 252V254L167 255V257L169 256L168 254L171 255V253H174V252H177V251L179 252V250L181 251V256H182V259L181 260L178 258L179 260L172 261V259L174 258V257H172V255H173L172 254L169 257V258L172 257V259H168L169 260V263L167 262L168 261L167 260L166 261L167 262L166 264H174V263L175 264H183V263L184 264H186V263L187 264H200V263L202 264V261L203 260L200 259L201 258L200 257L201 252H198L199 251L198 250L199 249L198 246L196 244L193 245V243L190 241L189 235L187 233L185 235V241L183 242L184 246H181L182 245V242H181L182 240L180 242H178V244L176 246H174V245L172 246V244L175 241L173 239L174 236H173L172 232L169 231V230H168L169 232L166 230L168 233H166L165 230H164L165 232L164 231L162 232L163 242H161V244H160V241L158 242L159 244L157 243L158 245L155 244L156 242H153L151 244L150 242H147V240H145L146 238L143 239L144 238V235H146L145 237H147L148 235H150V233H153V232H155L157 230L156 224H159L161 220H162L161 221L162 223H160V224H164L165 222H170L171 221V219H169V217L172 218V215L170 213V210H169V212L167 211L169 209L168 206H170V209H171V207H172L171 204H173V205L175 204L176 205L178 203L179 204L180 203H183V206H184V204H186L185 206H188V207H185V206L184 207H185V209L189 210L187 212L186 216L188 217L187 218L188 220L191 219L190 221H188V224H189L190 228H191V225L193 224L192 225V229L195 230V231L202 230L204 232V234L208 236V239L211 236L214 235V236L219 237L222 240L224 239L225 241H227L230 236H232V235L235 236L236 235L234 233H236L237 228L234 227V225H232V223L230 221H225V219H219V218L213 216L211 214V212L209 211L210 210L209 208H208V212L209 213L206 210H202L201 209V204H199V203H201L200 199L196 200L194 203H192V205H189L186 202V200L188 201V199L190 198V196H192V197L194 196L193 188H192L193 187L192 186L193 184H190L191 187H189L190 185H188V183L187 184L182 183L181 181H183V180L180 181V179H178L180 174H176L175 176L174 175L173 176L172 175L171 176L170 175L168 176L166 173H171V171H170L171 169H168V171H170V172H167V171H165V173L164 172L163 173L155 172L156 175H154L153 174V170L154 171H157V170L154 169V167L153 168L151 167V169H150V166L149 165L154 164V159H152L153 156L151 155V153H152L151 152V148L148 145L149 148L146 147L145 148V152H144L146 158L148 159V164H146V165H144L142 167V168H145V169H142L140 167L135 166L134 163H130V164L127 165V172H128V174L130 176H133V177H135V176H137L139 174H146V175L151 176V173H152L154 175V176L152 175L153 177H157L159 175H162L163 176L165 174V175L168 176V178L166 177L164 179V177H163V180H162V178H160V176L157 179L156 178H153L151 176V179H152V181H154V183H156L158 181V179H159L157 185L154 184L156 189L153 188V186H152L153 183L151 185L153 189L151 188V186L149 188L146 187V186H143V183L142 184L141 183L140 184L139 183L138 184H134L133 186L128 187L129 192L131 191V193H133V194H135V191L138 190L137 194H135L137 196L143 195V194H141V192L139 190L143 191V189H144L145 192H142L144 194L148 191L144 195L143 198H141V196H140V198L138 199L139 201L137 202L138 205L136 204V210L138 209L136 211L137 212V217L136 218H137V221L138 222H132V223H130L131 222L130 221V218L127 221L128 217L127 216L125 217L123 215L125 213L121 212V210H120L121 209V206L118 207L119 204H114L112 206L107 205V204H109V199L111 197L110 195H112L113 186H112V183L111 182L106 181V180L107 179H111L112 177H114V175H115L114 172L113 171L108 172V171H106L107 169H103V168L107 167V165H108L107 162H104L105 165H106L104 167H103V165H104L103 163L100 164V168L97 171H94L96 173L91 172L90 171V170H92L91 166L89 167L87 165H92V163H90V162H89V164L88 163H83L82 160H80V158L85 153H89L90 151L91 152L94 151L93 153H96L97 151H95V147L92 148V149H90V148L89 149H86L85 147H82L79 144L76 145V143H78V140L80 139L79 136L82 135L83 129H81V125L82 126L83 125L84 126H86V125H88V126L94 125L95 126V125L101 123L104 118L105 119L107 117L110 118L109 116H111V111L108 109V105L110 103V98H108V97L100 98V97H104V96L101 95L100 91L97 90L98 89L97 86H99V83H98L99 82V79L93 78L92 77V73L90 72V70H93L94 67H96V66L98 67V64L101 62L102 59H104L102 61H106L107 62L108 60H110V57L120 54V51L121 50L122 51L133 50V49L136 50L137 47H138V49H137L138 52H140L141 50H143V48H144V50L142 52H144V51H146L147 49H150V48L151 49L153 48V50L155 49L154 51H156V48L158 47V42L157 41L159 40V38H157V37H161V36L172 37V39L178 40L179 43L178 44H175V45H168V47L175 48V49H178V48L181 47V45H180L181 36H180V33L178 34L179 31H177V32L174 31V33L173 32H170V31H167L166 32L167 29L165 28V29H162V30H165V33L162 34V32H164V31L159 30L160 28H158L157 26H155V24L148 22V17L149 16L147 14L142 15V16H139L137 18H134L135 20L132 18V16L134 17V15L137 13L136 11L132 10V8L134 9V8H136L138 6L141 9V8H143L144 4L145 5H149L148 3H150V5L153 8L155 7L154 9H159V10H163L164 9L165 10V9H167L166 7H168V0H164L163 3H162V0L161 1L160 0H149V1L146 0V2L144 0H142V2H144L143 4H142V2H140L141 0H95L96 1V5H95V1L94 0H88V1L85 0V1H87L86 2L87 3V6L86 5H83L85 3V2L83 3V0H72L71 2H69L68 6L70 5V7H68V8L66 7V5H64L65 3H67V0H65V1L64 0H61V1L60 0H55V1L54 0H46V1L45 0H39V1L38 0H32L31 2H32V5L33 6L31 5L30 0H28V3L27 2H24V0H22V1L21 0H13ZM36 1L39 2V3H37ZM48 1L51 2V4H49ZM68 1H70V0H68ZM91 1H92V3H91ZM98 1H100V2H98ZM173 1L175 2L176 5H181V4L186 3L185 9H186V11L190 15H192V14L194 15V13H196V8H195L196 6H195V4L193 5V3L195 2V0L194 1H192V0H180V2H179V0H172L171 2H173ZM190 1L193 2V3H191ZM210 1L214 4L215 7H219V8L221 7L220 9L223 10V11L220 12V16L221 17H229V18L237 19L240 22L241 25H243L244 27H246L248 30H251V31H249L250 34H252L254 36L256 35V36L264 37V0H239V1L238 0H222V1L221 0H210ZM15 2H16V4H15ZM20 2H24V3H20ZM79 3H80L81 6H79ZM89 3H91V6L92 7L88 5ZM29 4H30V7L31 8L28 6ZM37 4H40V5H37ZM47 4L50 5V9H49V7H48ZM72 4H75V5L72 6ZM14 5L16 7L15 10H14ZM44 5H45V7H44ZM164 5H166V6H164ZM84 6H86V7H84ZM5 7H6V9H5ZM28 7H29V9H27ZM65 7L67 9H65ZM82 7L86 8V9H84V11L85 10L88 11V9H89V11H88L89 12V15H88V12H83ZM138 7L136 8V10L139 11L140 9ZM32 8L33 9H36L37 8V9L34 10V11H32ZM222 8H224V9H222ZM22 9H24V10H22ZM45 9H46L47 12L45 11ZM63 9L65 11H63ZM5 10H7V11H5ZM39 10H41V11H39ZM59 10H61L60 11L61 13L58 12ZM109 10H111V12ZM37 12H38L39 15L37 14ZM69 12H72V13H69ZM73 12H74V15H72ZM122 12L124 14H122ZM103 13H104V15H103ZM117 13H119V15ZM40 14H42V16ZM94 14H95V16H94ZM116 14L118 16H116ZM223 14H224V16H223ZM1 15L4 16V17H2ZM11 15H14V16H11ZM44 15L46 17H44ZM122 15L125 18L122 17ZM79 16H81V17L83 16V18H85L87 16V18H86L87 21L85 20L86 21L85 22L84 19L81 18V17H79ZM93 16H94V18H93ZM96 16L98 18H102L104 20L101 19V22H100V20ZM41 17L43 18V20H42ZM57 17H59V18H57ZM62 17L63 18L66 17V18H64L65 19L64 21L67 20L66 22H64V24H66L69 21H71V22H69L70 24L68 23L67 25H65L67 27L66 28H63V31L61 30V28H58V26L61 25L62 22H63L62 21L63 20ZM119 17H121V18H119ZM214 17L215 16H213V20L216 19ZM13 18H15V19H13ZM50 18L52 20L51 22H50ZM122 18H124V19H122ZM130 18L132 19V21H129V25L127 26V24H128L127 21H128V19L130 20ZM55 19L57 21H55ZM91 19L93 21H91V22L88 21V20H91ZM121 19H122V22L120 21ZM13 20H14V22H13ZM109 20H111V21L114 20L113 22H116V23H111V21H109ZM123 20H124L125 23L127 22L124 25L122 24V23H124ZM16 21L18 23H16ZM38 21H39V23H38ZM97 21L100 22L101 24L103 23L102 21H106L107 22V24L104 25L106 27H102L103 24L101 25V28L102 29H104V28L107 29V27H109V26L110 27H115L114 29H116L117 27H119V28L121 27V29H122V25H123V28H125L126 26L127 27H130L131 26L130 24H132L131 27H133V29H135V30L132 29L133 32L135 31L134 33H139V34L133 35L132 32H130V35H132V36H130V39L131 40L125 41L126 37L129 35L128 34L129 33L128 31H129V29L131 27L130 28H125V30L128 29V31L126 30L127 31L126 32L127 33L126 36L124 34L125 33V30L123 29L124 30V33L121 30L122 31L121 34L125 36L124 37L125 39L120 34L122 36L121 38H123L122 39L123 41H121V40L118 39V42L115 43V40H114L115 38H112V36L110 37V39L107 38L108 40L105 39L106 38V36H105L106 34L104 33V31L102 32V30L100 29V27L98 28V26H97L96 28H94V26H93L94 23L93 22H96L97 23ZM106 22H104V23H106ZM109 22L111 24L115 25V26L111 25ZM41 23H42V26H40ZM76 23H77V26H76ZM79 23H81V24L78 26ZM83 23H85V24H83ZM91 23H93V25ZM117 23H118V25H116ZM71 24H73V25H71ZM22 25H24L25 27L24 26L22 27ZM54 25H56V26H54ZM9 26H10V28H9ZM99 26H100V24H99ZM38 28L41 31L40 30L38 31ZM57 28H58V32H60V34L59 33L58 34H55L56 33L55 31L57 30ZM109 28L105 32H108L111 29V28L110 29ZM119 28H117V29L120 31ZM156 28H157V30H156ZM54 29H55V31H54ZM90 29L91 30L92 29L93 30H97L98 33H97V31H94V32H96V33H94V35L95 34H96V36L99 35V37H97L95 39L96 36L95 37L93 36V33H92L93 31L91 32ZM144 29H146V30L149 29V32L150 33L148 32V30L147 31L145 30V32H144ZM153 29L155 31H153ZM36 30L38 31V33H37ZM59 30H61V31H59ZM216 30L218 32H221V30L222 31H225V26H220ZM257 30H258L259 33L257 32ZM6 31L8 32V35L10 37L12 36L10 39H9V36L6 35L7 34ZM160 31H162V32H160ZM111 32L112 31H109L110 34H115L116 33V32H112V33ZM155 32H157V33H155ZM256 32H257L258 35L256 34ZM109 33H107V37L110 36ZM36 34L38 36H36ZM55 35H59L58 38H56L57 36H55ZM63 35H65V36H63ZM139 35L141 37L138 38ZM50 36H52V38H50ZM100 36L102 37V40L103 41H101ZM12 38H13V40H11ZM59 38H61V41L64 40V41H62L63 43L60 44V40H58ZM140 38H142V40ZM65 39H67V40H65ZM133 39H135V40H133ZM146 39L147 40H150V41L152 40L151 41L152 43L149 42L148 45L145 43V46L143 45L142 46V49L140 50L142 42L144 44V42H146ZM207 39L209 40V39H211V37L210 36H208V37L206 36V37H203V38H201L199 40H192V39H189L188 38V40H189L188 41L189 42V44H188V52L189 53H191L192 51L194 52L193 48H194L195 43L201 42V41H205ZM108 41H111V44L114 43L113 45L119 44V45H115L116 47H118V46L121 45L120 46L121 48L119 47L120 48V51L116 47L115 48L114 47L112 48V45H110L108 43ZM116 41H117V39H116ZM136 41L139 44V46H138L137 43L133 44ZM181 41H182L181 42V44H182L185 40H181ZM8 42H9V44H8ZM17 42H20V43L18 44ZM51 42L52 43H55L56 46H58L57 44L59 42V45L60 46H58V48H63V50L66 53V54L63 55L64 57L63 56L61 57V55H62L61 53H64V51H62V49H61L62 52L59 51L60 54H58L59 52H54V51L60 50V49H55L54 50V48H52V45H50L51 48H52V52H51V49H47V47L50 48L49 44ZM93 42H95V44L98 45L97 46L98 47V50L95 47L92 48V50L90 49V47L93 44ZM122 42H123V45H122ZM127 42H128L129 45L128 44H124V43H127ZM153 42L156 44V48L153 47V45H155ZM188 42H187V39H186V43H188ZM13 43H15V44H13ZM47 43H48V45H47ZM66 43H68V44H66ZM147 43H148V41H147ZM6 44H7V46H6ZM62 44L64 46H66L65 47L66 49H64V47H62L63 46ZM25 45H27V46L25 47ZM45 45H47V46H45ZM68 45H69L70 50L72 51L71 53H68V54L69 55L70 54L71 55L73 54L72 55L73 57L70 56V58H72V59H68L69 55L66 52V50L68 52H70L69 49H68ZM96 45H94V46H96ZM103 45H104V47L106 46L105 48H108L107 50H108L109 53L107 52V50H104L106 52L101 51L102 48H103ZM176 45H179V46H176ZM56 46H55V48H56ZM130 46L131 47L135 46V48H131ZM19 48L22 49V51ZM145 48H146V50H145ZM93 50L96 51V52L98 51L99 52L98 53L99 55L97 53L94 54L95 52ZM33 51H35V52H33ZM92 51H93V53H92ZM114 51H116V52H114ZM32 52H33V56H32ZM36 52H37V55H36ZM100 52H104L105 53L104 54L105 56H103V53H101L102 55H100ZM18 53H19V55H18ZM23 53H24V55H23ZM29 53L31 54V56H30ZM54 53L55 54H58V55H55ZM79 53H80V57L78 56ZM3 54L5 55L4 57L2 56ZM53 55H54V57L56 56V58H55L56 60H53L54 59L53 58ZM65 55L66 56L68 55V56L65 57ZM87 55L89 57H87ZM59 56L61 57V60L64 59V58H67L70 62L68 63V60L66 61V59H65L66 62L65 61L64 62L63 61L61 62L60 59H57V57L59 58ZM75 56H76V59L84 60L83 63L81 62V65L80 66H78V64H80L78 61H80V60H78V61L75 60ZM50 57H51V59H50L51 60V63L53 65L50 64V60H49ZM93 58L94 59L96 58L98 61L100 60V62H98L97 60L95 61ZM41 59H42V61H41ZM43 59H47L46 62H45V60L43 61ZM2 60L4 62H2ZM48 60H49V62H47ZM36 61H38V62H36ZM55 61H57V63H59V64H56ZM75 61L77 62V64H76ZM39 62L41 63V65H43L42 66L43 68L40 66V63ZM43 62H44V64H43ZM106 62H105V64H106ZM74 63L77 65V67H76V65L73 66ZM101 63L104 64V62H101ZM65 64H67V65L65 66ZM87 64H93L95 66L93 67V69H90L88 71L83 70V66H85ZM46 65H47V67H46ZM62 65L64 66V68H63ZM9 68H10V70H9ZM2 70H0V71H2ZM92 72H94V70ZM166 73H165V80L168 83V85L171 86V87H180L187 80L184 75L179 74L175 70H170V71H168ZM54 74H55V76H54ZM68 74L70 75V77H69ZM88 74H90V75H88ZM60 76H61L62 79L60 78ZM182 76H183V78H182ZM5 77L7 78V80H6ZM65 78H66V81H65ZM3 79H4V81H3ZM63 79H64V81H63ZM67 79H69V80L67 81ZM18 80H19V83L17 82ZM33 82H34V84H33ZM95 82H97L98 85ZM35 83L37 84V86L35 85ZM73 83H75V84L73 85ZM94 84H96V85H94ZM114 85H116V87L118 86L117 84H114ZM114 85H113V88H116V87H114ZM45 87H47L46 88L47 90L50 89L51 91L49 90L47 93H44L45 92ZM222 87L224 89V85L221 86V88ZM225 87L230 88V90H231V88H233V87H230V85H225ZM248 87H251V86H248ZM43 89H44V92H43L44 94L42 93ZM119 91H118L119 92V95L122 96V97H125L126 96L125 94H127V99L130 98L133 95V93H134L132 90L131 91L128 90V92H126L127 90H124L123 92H126V93H123L121 89ZM49 92L52 93V94H50ZM121 92L125 96L121 95L120 94ZM128 95H130V96H128ZM68 97H69V99H68ZM125 99H126V97H125ZM39 100H40V102H39ZM72 100L73 101L75 100L76 103H72ZM102 100H103V102H102ZM162 101L163 102L165 101V103L167 102L166 99L165 100L162 99ZM67 104H70L72 107H75V108H72L70 105L68 106ZM156 104H158V103H156ZM4 107H6V108H4ZM38 107H39V109H38ZM65 108H67V109H65ZM156 108L158 109L157 111H159V112L161 111L160 108H158V107H156ZM132 110L134 111V108ZM62 111H64V114L67 113L65 115V117H64V114H63ZM155 114H156V112L154 111V114L150 115V118L149 119L150 120L151 119H154V120H151V121L148 120V122L151 123V125L149 123L148 126L150 128H153V129L159 131V133H161V131H162L161 129L163 128V134H164L165 131H166V129H164V123H163V121L161 119L159 120V117L156 116L157 114L156 115ZM61 115H63L64 119H63V117ZM112 115H113V112H112ZM58 117H60V118H58ZM151 117H153V118H151ZM26 119H27V121H26ZM155 119H157L158 121L155 120ZM159 121H161V123ZM23 122H24V124L25 123L26 124H25V126L22 127V125H24ZM189 122H190V124H189ZM189 122H187L190 125V126L188 125L189 127H191V128H193V127L195 128V126L198 127L197 124H195L196 122L194 121V119H191L190 118ZM193 122H195V123H193ZM210 124L211 123L208 124V129H209L208 131H210V130L212 131V128L211 127H213V125L211 124L212 126L210 127L209 126ZM27 126H31V127H29V130H28ZM39 126H40V128H39ZM12 129H14L15 131L17 130L16 132H18V134L12 132ZM175 129H178V130H176V132H179L180 131L179 128H175ZM175 129L173 128L172 130L171 129L170 130H171V132H173V131L175 132ZM170 130H169V132H170ZM215 130H217V129L215 128ZM25 131H27V132H25ZM30 131H34L33 134ZM78 131H80V132H78ZM134 131L136 132L137 130H134ZM230 131H232V132H229L227 134H226V131H222V134H221V130H220L219 133L221 135H223L222 137L219 136L220 137L219 141L222 142V143H219L220 146H219V144H217L220 148L215 145L216 143H214V145H212V146H216L215 150L217 148L219 149L217 151H218V153L220 152V154H218L220 157L222 155H224V157L226 158V156L227 155L230 156V154L231 155H237L236 156V161H235V166H238L237 163H239L240 165H243V167H245L246 169L243 168V171L245 170L242 173L243 177H241L243 180H240L239 179L238 182H236L234 184H229L228 185L229 187H227V189L231 187L230 188L231 190H229V189L227 190L226 189L225 191H227L229 193H232L234 191V189H235L234 192L236 193V196H237V198H236L237 199L236 200L237 203L235 202V197L236 196L235 197L233 196L234 198H232V199H234V200H231V201L232 202L234 201L238 205H240L239 203L241 201L242 202L245 201V203H242L243 205L244 204L245 205L242 207L241 206L242 204H241L240 206L242 207V209L245 210L246 214L248 213L246 215V216H248V219L249 220L252 219L251 220V223L254 222V224H255L254 227L256 229L255 228H253L254 230L250 229V230L254 231V232H252V231L251 232L253 234L255 233L258 236H259V234H261L260 236L261 237H264V236H262L264 234V232L262 230V228L264 229V227H263L264 226V212H263L264 211V206H263L264 205V191L262 192V190H261V189H263L262 187H264L263 186L264 182L262 183V181L264 180V168H262V170H261L262 172H259L260 169L258 170V168H255L254 166H250V164H248V163H250V161H248V159L245 160L246 162H248V163H246L244 161V158H243V157H246L248 155L246 152H244L246 156L239 155L240 152H241V149L243 151H245L247 149V152L249 151V153H250V150L255 149L254 146H257V145H254L253 146V144L255 143L253 141L251 143L252 145L249 144V142H251V141H248V142L244 143V138L242 137V135L237 130H234V131L233 130H230ZM28 132H30V133H28ZM35 133H36V135H34ZM208 133H210V132H208ZM217 133H215V134H217ZM14 134H16V137H14L15 136ZM213 134H214V132H213ZM26 135L27 136L29 135V136L26 137ZM33 135H34V137H33ZM217 135H219V134H217ZM225 135H226V137H225ZM216 138H217V136H216ZM212 139L214 140L215 138H212ZM231 139H233V140H231ZM209 140L212 141L211 139H209ZM75 145H76V147H75ZM212 146L210 145V148H211L210 151L211 152L213 150V147ZM243 148H245V150ZM96 150H97V148H96ZM146 151H150V153H147ZM81 153H83V154H81ZM78 154H80L81 156H78ZM148 154H150L151 157ZM208 156H209V158L212 157V158H210V159H212V160H210L211 162H213V157H219V156L216 155V153H213L211 156L210 155H208ZM225 158H223V159H225ZM261 159L262 158H260V160ZM24 160H26L28 162V157H25V156L22 157L21 161L25 162ZM217 160H215L214 163H212V165H214ZM210 161L208 159V165L211 167L212 165H210L211 164ZM263 161L264 160H261L258 163H263ZM220 162H221V160L219 159L218 163H220ZM68 163H70V164H68ZM218 163H216V164H218ZM242 163H245L246 166H245V164H242ZM24 164H26V163H24ZM0 165H1V163H0ZM115 166L116 167H121V165L119 163H116ZM226 166H227V163H226L225 166H221V167L222 168H225ZM71 167L75 170L76 175H77V178L79 177L78 179L76 178L77 181H78V183H80L81 185L85 186V188H88V190L90 189L89 191H91V190L94 191V192L95 191H98L99 194L102 195L101 197L99 195V197L96 198V199L94 198L92 201H90V203L88 202L89 204L87 203V206H84V208H83L85 211L83 210L81 213L84 214L85 219H87V220H89L90 218H93V220H94V217H91V216H94L95 215V217H97L98 219L96 218L97 221H96V219L94 221H95V223L97 222V225L98 226L100 225L99 224L100 222H98V221H102V219H104L103 220V225L104 226L101 225L102 226L101 228L103 229L104 232L102 231V229L100 228V226L97 228V225H95V223L93 224L92 221L89 222V223H85L84 221L88 222L85 219H84V221H83V219L81 221L82 224H83V225L80 224L81 229H79V227H78V229H76V227H77L76 226V222L78 221L77 219L79 217L83 216L82 214L80 216V214H78L76 211H75V213H77V217H76L77 219L75 218V216L73 217V220L75 219V226H71L74 223H72V224L71 223H68L70 219H71V222H72V218H71L72 216L70 218L68 217L69 219L68 218L66 219V217H65L66 215L64 216V213L66 212L65 210L67 208H69L70 210L72 209L73 206L71 205L72 204L71 202H73V201H71V202L68 201V203H67V201H65L66 200L65 197H61L59 195L58 196L56 195V191H57V194H58V190H57L58 188L57 187L62 183L63 180L65 181V178H66V176H63L64 175L63 173L61 174L62 170L63 169L69 170V168H71ZM228 167H229V165H228ZM228 167H226L225 169H222V168H220V169H222L223 171H228L227 170ZM55 168L58 169V170L56 171ZM138 168H139V170L142 169V170H140L142 173L139 172ZM247 169H248V171H247ZM251 170H253V173H255L256 170H258L257 171L258 174L257 173H256V175L255 174H252V176L257 180V181L254 182V184L248 178V174H250V171ZM104 171H106V172H104ZM146 171L148 173H146ZM138 172H139V174H137ZM149 172H151V173H149ZM59 173H60V175H59ZM157 173H158V175H157ZM30 174H32V175H30ZM62 176H63L64 179L62 178ZM182 177H183V175L181 174L180 178L183 179ZM79 179H80V181H79ZM34 181H36V182H34ZM260 182L262 183V185H261ZM249 184L251 186L253 185L254 187H256L255 184L257 185V188L259 189L258 190L259 193H257V194L259 195V197L257 195L255 197H253V195L256 194V192H254L255 191L253 189L254 187L253 188H250V185ZM27 186H31V187H33V189H31V190L28 189V192H26L27 190L23 191L24 190L23 188L24 187L26 188ZM131 187L135 188L136 190H133V188H131ZM244 188H246L247 191H244L245 190ZM248 188H250V191H252L254 193L253 194H252V192H249L248 193V191H249ZM19 189H21V190L23 189L22 192H20L21 190L19 191ZM128 189L126 188L125 191H127ZM157 189H159V190H157ZM189 189H191L192 191L190 190L191 191L190 192ZM237 189L239 191H241V190H243V191L239 192ZM36 190H38V191H36ZM220 191H222V192H220ZM225 191H223V190L220 189L218 193H220V195H224L225 193H223V192H225ZM39 192L41 193V196H40V198L39 197L37 198V196L40 195ZM108 192L110 193V195H109ZM139 193H140V195H139ZM235 193H234V195H235ZM32 194L35 195V196H33ZM37 194H39V195H37ZM246 194H249L250 196L248 195L247 198H246ZM31 195L33 196V199H32V196ZM185 195L188 196L187 197L188 199H186V200H185V198H186ZM201 195L203 197H205V194L204 195L201 194ZM154 196L157 197V198L154 199L153 198ZM230 196H231V194H230ZM34 197H35V199H41V197H43L44 200L41 199V201L35 202V201H33L34 200ZM52 197H54V200H52ZM225 197H227V196L225 195ZM149 198H151V199L153 198L154 200H150ZM46 199L48 201H50V202H48L49 204H45L44 203V202H46ZM227 199L224 200L226 203H223L222 202V205L223 206L230 205V202H229L230 200L228 199L229 201L227 202ZM251 199H252V201H251ZM145 200H148V202L146 201L147 203H145V202L142 203ZM238 200L240 202H238ZM29 201H31L30 202L31 205H29ZM153 201H155V202L153 203ZM64 202H65V204H64ZM157 202H158V204H157ZM32 204H34L33 206H35V207H33ZM55 204L57 206H55ZM144 204L145 205L148 204L146 206L148 209L145 208V205ZM58 205H59V207H58ZM60 206H62V208L64 206L67 207V208H63L65 210L62 209L63 210V212H62ZM138 206L140 208H138ZM30 207L33 208V210ZM38 207H40L41 209L38 208ZM14 208H16V209L23 208V210L25 209V211L22 210V213L19 214L18 217L16 215L17 214L16 212L15 213L13 212V214L10 215V213L12 212V210ZM34 208H36V211H34ZM43 209H44V211H43ZM142 209H143V211H142ZM239 209H241V208H239ZM88 210H89V212H87ZM244 210H240V211H244ZM201 211H202V214H201ZM29 212H31V213H29ZM69 212L72 215L73 211L72 212L69 211ZM119 212H120V215L122 213L121 216H117V215H119L118 214ZM252 212H253V214H252ZM43 213L46 215V217L44 215L45 218L43 217ZM88 213L90 215V218L88 217L89 215H87ZM250 213L252 215H254V213H255V215H257V216L255 217V215H254L255 218L254 217L251 218V215H249ZM22 214H23V216H22ZM30 214H31V218L30 217L28 218L27 215L30 216ZM61 214H63V215H61ZM167 214H168V216H167ZM68 215H69V213H68ZM209 215H211V216H209ZM1 216H4V217H1ZM106 217H108L109 219H106ZM7 218H9V219L12 220L13 227L10 226L11 224L7 222ZM27 218H28V220L30 219L31 221H27L26 220ZM32 218H34V219H32ZM209 218H210V220H209ZM2 219H5V220H2ZM99 219H101V220H99ZM156 219H158V220L156 221ZM25 220H26V222H25L26 225L23 222ZM90 220H92V219H90ZM109 220H111L112 222H110ZM79 221H80V219H79ZM114 221H116V223ZM139 221H140L141 224L143 222L145 223V224L143 223V225H144V226L142 225L143 227L142 226H139V224H140ZM259 222H260V224H259ZM7 223H8V225H7ZM21 223H22V225H21ZM91 223H92L93 226H91ZM111 223H112V225H111ZM245 226H243V228ZM134 227L136 229H134ZM246 227H248V226H246ZM246 227H245V229H247ZM63 228H64V230H63ZM68 228H69V231H68ZM234 228H236V229H234ZM258 228H259V230H258ZM98 229H100L102 231V232H100V230H99L100 234L101 235L104 234L105 235L104 237H106L105 239H107V240L112 239V238H110L111 236L113 237V235H110L109 234L110 231H111L110 232L111 234H114L115 236L117 235L116 237H118V238H115V239L118 240V241L116 240L117 241L116 242L117 245L115 247L114 246H111V247L109 246L110 248H112L110 250L109 247H108L109 244L106 245V242L107 241L105 242L104 238L101 236L102 237V241L104 240L103 241L104 244H103V246H101L102 243L98 242V241H101V240H98V238H97L98 236L95 237V230H96V233H98L97 232ZM141 229L144 230V231H142ZM105 230H108V231L106 232ZM118 231H120L121 233L123 232L126 235V237H124L125 235L123 233H122V236H118L119 235L117 233ZM133 231L135 233H133ZM54 232H56V233H54ZM148 232H150V233H148ZM53 233L55 234L54 237H56V239H57L58 234L60 236V239L62 237H64V239H63L64 240V244H63V242H61V240H60V242L62 244H60L59 241H58V243H56V241L54 240L55 238H53V239L51 238V236L54 235ZM115 233H117V234H115ZM19 234L20 235L23 234V237H25V239L23 237H22V239H18V238H21L20 236L18 237ZM45 234H47L46 237L52 239L51 242H54V245H50V246H53L51 248L54 251H52V249H48L50 246H47L49 244L47 242L48 240L46 241V238L44 237ZM127 235L129 237H127ZM130 235H132V236H130ZM135 236H137V240L138 239H141L139 237H142L143 240L142 239L140 240L142 242V244L144 242L145 243L147 242V245L148 246H146L147 247L146 249L143 248V246L141 244H139V245H141L142 248L145 249V251H148L147 252V253H149L148 255L146 254V252L143 253L144 250H142L141 246L140 247L139 246L137 247V245H136V242L137 241L134 242V240H136ZM258 236H254V237L258 238ZM122 237H123V240H121ZM133 237H134V239H133ZM238 237L239 236L237 235L236 238H238ZM261 237H259L258 239H256V244L254 245L255 247L253 245L250 246L252 248L248 247V251L251 250V252H252L254 250L253 252H255L256 251L255 249H258L259 246H262V244L264 243V238H263V241H262L260 239ZM44 238H45V240H43ZM88 238H92V241L89 242ZM108 238H110V239H108ZM129 238L132 239V241H129L130 240ZM86 239L88 240L89 243L86 242ZM99 239H101L100 236H99ZM259 239H260V242H261L260 245L258 243L259 242ZM21 240H24V242H25L24 244L25 245L22 243L23 241H21ZM149 240H150V238H149ZM257 240H258V242H257ZM83 241L85 242V245L88 244L87 245L88 247L86 246L87 250L84 249L85 246H84V242ZM112 241H109L110 244H111ZM126 241L127 242H131V243H127ZM152 241H154V240H152ZM171 241H172V244L170 243ZM46 242H47V245H46ZM109 242H107V243H109ZM186 242L188 244H186ZM55 243H56V245H55ZM98 243H100L101 245L99 246ZM125 243L128 244V245H126V247L123 246V244L125 245ZM134 243H135V246H134ZM39 244H40V246H39ZM51 244H53V243H51ZM78 244H79V249L80 250L82 249V247H84L83 249L86 251V252L84 251L85 254H83V253L81 254L79 252V249H76L78 247ZM137 244H138V242H137ZM149 244H151V245H149ZM95 245H98V246L96 247ZM168 245H170V246L168 247ZM42 246H43V248H42ZM58 246L60 247V249H59ZM94 246H95V249H94ZM105 246H107L108 249ZM150 246H153V248L152 247L150 248ZM263 246H264V244H263ZM119 247H121V248L119 249ZM127 247H129V248H127ZM183 247H184V249H183ZM262 247H261V249L259 248V250H260V252H263L264 253V251H263L264 249H262ZM40 248H41V250H40ZM96 248H98V249H96ZM135 248H138L137 254L135 255V256H137V259L134 256V253H136V249ZM139 248H141V250ZM249 248H250V250H249ZM48 250H51V251H48ZM95 250H97V251H95ZM101 250H104L105 252H103ZM162 250H160L159 253H162ZM169 251H171V252H169ZM222 251H224V250L223 249H215L212 252L208 253V255L207 254L204 255L203 253L202 254L207 258V262H209L208 264H224L225 262H228L229 263V261H230V263L232 262L233 264H236V261H237L236 260V257L234 259H224L225 261L223 259L218 258V256H221L222 255ZM48 252H50L51 254L48 253ZM81 252H82V250H81ZM140 252L142 253V255H147L148 256L147 258L151 259L152 261L151 260H148L146 258V256H144V257L141 256L140 255L141 254ZM157 252H156V255H157ZM178 252L176 254L174 253V256L175 255H178L179 256L180 254ZM227 252H228L227 253V256H232V255L235 256L234 253L236 254L238 251L233 253L232 251H228L227 250ZM239 252H240V250H239ZM239 252H238V254H236V256H239ZM242 252H240V253H242ZM260 252L258 251V253H260ZM46 253L47 254H50L49 256H51V258H53V260H51L53 262L49 261L50 258L47 261L45 260V259H47L46 257H48V255H46ZM91 253L93 254L92 256H91ZM114 253H116L117 255L114 254ZM129 253H130V255H129ZM105 254L106 255L109 254V255L106 256ZM111 254H112V256L114 254L113 258L110 257ZM131 254H133V257H132ZM53 255H54V257H52ZM60 255H62V256L60 257ZM94 255H98V256H94ZM99 255H101L103 258H107V257L110 258L111 260L110 259L109 260L112 261V262H108L109 261L108 258L106 259L107 261L105 259L103 260L101 258V256H99ZM127 255L129 257L131 256L132 259L130 258V260H129ZM223 255H225V251L223 252ZM263 255L264 254L259 255L260 258L258 256L259 259H257L258 262L257 261L255 262L256 264H263L264 263V256ZM93 256L95 258H93ZM116 256H118V257L116 258ZM119 256L120 257L122 256L121 257L122 259H120L121 262L119 260ZM181 256H180V258H181ZM187 256H189V257H187ZM195 256H196V259H195ZM214 256L216 257L215 259H213ZM62 257L65 258V260ZM98 257H100L101 259L98 258ZM114 257L116 259H114ZM125 258H127L128 260L125 259ZM161 258H160V256L158 257V259L161 261V263L160 262L157 263L158 261L156 260L157 262H155L154 264H165V262H163V259H161ZM166 258H164V260H166ZM184 258H185L186 261L183 260ZM124 259H125V261L126 260L127 261L124 262ZM133 259H136V260L133 261ZM144 259H145V261H142ZM216 259H218V261H215ZM101 260H102V262H101ZM138 260H141V261H138ZM97 261H99V262H97ZM217 262H219V263H217ZM204 263H206V259L204 260L203 264ZM237 264H239V263H237Z\"/></svg>","mask_w":264,"mask_h":264}]
</instances>
